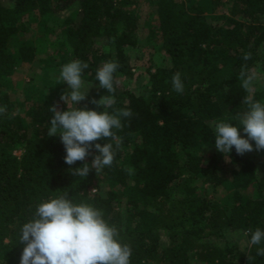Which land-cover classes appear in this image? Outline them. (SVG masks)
I'll use <instances>...</instances> for the list:
<instances>
[{
    "label": "trees",
    "instance_id": "16d2710c",
    "mask_svg": "<svg viewBox=\"0 0 264 264\" xmlns=\"http://www.w3.org/2000/svg\"><path fill=\"white\" fill-rule=\"evenodd\" d=\"M11 1L9 6L0 2V107L6 109L0 114V264H20L23 224L33 219L38 203L64 193L73 203L101 210L117 227L121 243L132 249L130 264H264L256 253L264 241L241 248L226 235L264 230V150H255L250 141L253 151L238 155L233 148L225 156L214 145L215 124L235 126L232 117L247 109L238 78L244 65L260 74L254 95L264 103V0H230L228 15L216 24L204 12L220 0ZM142 3L153 5L157 16L147 37L140 26ZM72 7L80 13L77 19H55ZM35 23L53 43L48 47L65 50V61L56 65L86 62L82 80L98 85L71 106L103 111L91 100L113 95L109 113H132L121 118L122 129H113L121 147L115 150L114 144L113 164L98 175L91 169L81 179L70 172L91 163L94 146L85 161L68 165L60 137L47 135L52 105L67 110L60 95L37 90L20 100L12 91L16 67L37 56L35 44L28 43ZM49 23L58 25V35ZM145 39L159 40L166 55L154 70L146 67V93L121 84L123 76H133L127 49ZM49 57L40 59L49 62ZM108 61L119 65L115 93L96 80L97 69ZM177 72L182 94L172 88ZM240 134L246 137L242 125ZM198 179L224 184L230 192L222 200L199 195Z\"/></svg>",
    "mask_w": 264,
    "mask_h": 264
},
{
    "label": "clouds",
    "instance_id": "9594fccd",
    "mask_svg": "<svg viewBox=\"0 0 264 264\" xmlns=\"http://www.w3.org/2000/svg\"><path fill=\"white\" fill-rule=\"evenodd\" d=\"M251 58V53L243 57L245 61ZM89 66L86 62L72 60L64 64L59 72V80L68 85L70 91L61 95V100L67 105V110H58L52 105L50 111L54 115L50 119L48 136H59L65 147V163L73 165L77 161H85L94 146L96 154L91 163L85 162L81 167L71 168L73 176L85 178L91 169L97 175L106 167H111L115 157V150L121 147L122 140L113 129L120 130L123 125L121 118L131 117L127 109L113 108V95H102L99 99L93 98L92 104L97 109L73 107L86 99L89 88H85L82 72ZM119 67L114 61L104 62L96 71V80L99 86L108 93H115L114 73ZM238 78L241 87L247 95L243 103L247 109L237 112L232 122H218L215 124L214 145L217 151L228 156L235 148L238 155L255 150H264V103L255 99V86L260 81V74L248 69L244 65ZM172 88L177 93H183L184 84L179 72L172 77ZM6 109L0 107V114ZM240 125L246 137L240 134ZM100 140L111 141L103 144ZM95 142V143H94ZM114 142V143H113ZM115 144V150H114ZM90 165V166H89ZM129 173L132 172L128 169ZM249 246L260 245L264 241V230L256 228L254 231H245ZM19 243L23 244L20 264H130L131 247L121 243L119 231L115 225H109L101 210L87 203H73L68 193L56 198H49L36 205L33 219L24 223L21 229ZM256 253L264 256V247H258ZM249 261L253 256L249 254Z\"/></svg>",
    "mask_w": 264,
    "mask_h": 264
},
{
    "label": "rangeland",
    "instance_id": "374dc122",
    "mask_svg": "<svg viewBox=\"0 0 264 264\" xmlns=\"http://www.w3.org/2000/svg\"><path fill=\"white\" fill-rule=\"evenodd\" d=\"M0 2L9 6L12 4L11 0H0ZM230 0H220L211 11H205L204 15L208 22L216 24L223 22L224 18L228 15ZM77 6H74L76 8ZM63 10L54 15L55 19H64L65 17H71L77 19L79 17L78 10ZM140 14V26L144 30V35L147 37L149 33L148 29L151 27L155 29L157 25L156 11L153 5L141 4L138 9ZM51 20V19H49ZM49 26L53 27V34H59V27L56 24L49 23ZM29 32L32 36L28 40L29 44H35L37 49V56L33 62L28 64H21L16 67L15 72L12 75L13 89L15 95L20 100L25 94H30L37 90H42L45 93H49L52 96L62 95L66 91H70L68 85L59 80V72L63 65H56L57 60L65 61V50H58L57 48L48 47L53 45L49 44L48 37L45 35V31L38 23L31 24ZM156 39V38H155ZM51 41V40H50ZM136 48L127 49V53L131 58V66L133 76L130 78H121V84H125L126 87L134 91L148 92L149 81L146 77V67L151 66V70H154L155 66L162 64L165 61L166 55L161 49L160 41L145 42ZM61 44L59 43L58 46ZM52 49V50H51ZM50 54L49 62H43L40 58H46ZM85 88H89L88 94L92 92L98 85L93 82L83 80ZM29 84V85H28ZM26 88V89H25ZM27 90V91H26ZM21 151L16 152L20 154ZM199 186V195L207 196L212 199L222 200L230 192V189L226 185L220 184L218 186H212L210 184H202L201 179L196 181ZM245 193H247L245 191ZM228 240L235 241L241 248L248 246V239L242 232L226 233ZM196 264V263H194Z\"/></svg>",
    "mask_w": 264,
    "mask_h": 264
}]
</instances>
